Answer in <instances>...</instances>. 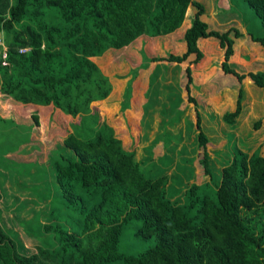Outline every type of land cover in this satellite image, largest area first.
<instances>
[{"label":"trees","instance_id":"16d2710c","mask_svg":"<svg viewBox=\"0 0 264 264\" xmlns=\"http://www.w3.org/2000/svg\"><path fill=\"white\" fill-rule=\"evenodd\" d=\"M244 1L262 27L260 33L247 32L264 46V0ZM190 4L195 14L184 33L186 49L152 57L142 50V62L132 69L121 110L130 108L137 71L150 61L186 62L184 88L194 102L191 64L203 56L201 37L217 39L223 52L221 70L239 82L250 77L262 90L264 101V71L244 74L230 64L236 39L243 33L237 27H209L202 20L199 2L0 0V36L5 47L2 58L0 46V96L16 104L53 105L72 117L78 115L62 143L49 150L47 162L56 192L46 216L49 221L41 223L35 215L23 222L26 231L33 227L30 235L42 237V244L36 252L23 253L18 234L6 232L0 224V264H264L263 149L249 152L233 145L231 160L215 180L210 138L197 112V157L210 180L189 185L178 202L167 196V175L146 176L134 151L126 150L112 127L100 120L97 109L89 106L111 91L109 79L89 57L121 49L140 35L173 32ZM23 48L28 49L20 51ZM119 88L116 85V92ZM243 95L241 84L235 110L222 115L233 128L242 113ZM181 113L177 110L175 116ZM0 120L3 154L29 139L31 126ZM33 120L39 124L37 115ZM259 123L255 121L254 128ZM6 161H0L4 169L9 167ZM134 224L133 239L123 249V231ZM141 240L153 243L133 251Z\"/></svg>","mask_w":264,"mask_h":264},{"label":"rangeland","instance_id":"374dc122","mask_svg":"<svg viewBox=\"0 0 264 264\" xmlns=\"http://www.w3.org/2000/svg\"><path fill=\"white\" fill-rule=\"evenodd\" d=\"M197 1L204 7L201 17L209 27L221 30L228 28L216 24L214 17L217 20L237 18L241 22V26L244 27L245 33L236 22L232 23L233 27L239 28L244 34L242 37H238L234 44V53L232 60L230 59L231 67L244 74L264 71V46L252 41L247 32L251 30L260 33L262 31L261 23L245 1ZM191 10H194V7ZM188 13L192 19V11ZM160 41L161 39L158 40V38H146L142 42L146 51L142 49V46H136L134 41L127 49L117 50L102 59H92L90 56L89 58L109 79L111 91L106 99L92 101L89 106L97 109L100 120H103L104 117V121L107 120L109 124L113 125L112 129L121 139L123 147L126 150L134 151L135 159L140 162L146 176L167 175V196L179 202L182 192L189 185L194 183L198 185L210 180L203 174L198 161L199 157H197V135L200 131L197 126V114L199 113L200 116L199 124L202 130L210 138L208 152L211 170L215 180H218L222 176L221 170L231 160L233 145L244 150L248 149L249 152L260 147L264 152V101L262 90L252 83L250 77L246 76L239 82L235 76L225 74L221 70L220 62L223 59V52L219 45L210 48L207 46L208 44L204 43V40L202 42L199 40L200 47L201 49L203 47L206 54L198 62L191 64L193 83L190 96L195 101L188 100L184 88L186 77L184 78L183 65H186V62L150 61L147 68L138 69L137 77L133 81L131 106L125 116L121 118L119 115V112L122 111L121 107V111L118 112L117 109L112 108L111 103L119 102L120 106L122 105L124 90L131 78L132 69L142 62L141 51L144 50L149 57L166 56L168 52H177L175 48H169ZM208 49H212V52H208ZM182 52L180 51V53ZM239 56L245 60H241ZM204 72L209 76L207 77ZM195 81L200 84L195 86ZM241 84L244 91L242 113L236 118L233 128L225 123L222 115L226 111L235 110ZM116 85L120 87L117 92ZM4 102L3 97L0 96V117L11 119L7 116L15 113L10 111L12 109L5 106ZM177 110H182V113L175 116ZM18 118L20 119V117ZM18 118L17 120H19ZM11 120L13 121V119ZM257 120H260L259 126L254 128L253 124ZM29 121L32 123L34 120L30 119ZM38 125L36 128L34 127L35 133L47 135V137L55 134V131H52L49 126L46 127L43 124L40 127ZM2 126L3 123L0 120V146H4L1 135V131L4 129ZM34 128L31 125V130ZM31 136L32 133L29 135V140ZM25 147H29L28 151L35 148L32 147L31 142ZM35 149L32 152L42 153L44 150H48L42 141ZM22 151L21 155L12 151L3 154L4 150L0 148V161L7 159L6 162L9 165L6 169L0 165L2 194L0 224L6 232H13V235L18 234L17 241L21 252L31 254L36 252L37 246L42 244V237L34 238L30 235L28 231L32 232L33 227H29L26 231L23 222L32 220L35 215L39 216L41 223L48 222L46 216L49 211V202L56 192L52 187L53 183H50L51 171L47 170L42 163L46 159L43 153L41 156L35 157L34 154L27 155L26 149H20V152ZM32 158L37 161L35 164L31 160ZM22 168L23 170H21ZM35 169L38 170L35 171ZM37 181H40L39 185L36 183ZM33 182L34 184H32ZM30 223H27L28 226ZM135 224L128 225L124 229L120 239L121 248L129 247L133 239L132 232L135 229ZM152 243V240L138 241L133 247V251L144 250Z\"/></svg>","mask_w":264,"mask_h":264},{"label":"crops","instance_id":"0c3cea01","mask_svg":"<svg viewBox=\"0 0 264 264\" xmlns=\"http://www.w3.org/2000/svg\"><path fill=\"white\" fill-rule=\"evenodd\" d=\"M192 1H195V0H192ZM196 2H198V1L196 0ZM192 7H194L193 4H190L187 7V10H186V13H185V18H184L181 26L178 27L173 32L168 33V34H164V35L154 36V37H150V36H147V35H140L139 37L134 39L129 45H127V46H125V47H123L121 49H127L128 46L132 45L134 43V41H135L136 42V44H135L136 46L137 45L140 46V47L142 46V49H144L146 51V48H144V46L142 45V42L146 38H158V40L161 39L160 42H163L164 45H167L169 48H175L177 50L176 53H180V51L181 52L184 51L186 49V41L183 38L184 37V33H185L186 29L191 25V21H192V19L190 18L188 12L192 11L193 16L195 14V7H194V10H191ZM203 9H204V7H203ZM216 16H218V15H216ZM214 19H215V23L216 24L223 25L224 27H229V28L233 27L232 23H234V22H236V24L238 26H241V22L238 21L237 18H231V19H228V20H224V19L217 20L214 17ZM241 28L243 29V31L245 33L244 27L241 26ZM182 38H183V40H182ZM203 40H204V43L208 44L207 46H209L210 48L211 47L214 48V47H216V45H218L217 39H208L206 37H201L200 41L202 42ZM199 46H200V44H199ZM121 49H115V48L108 49L100 56H92V59H94V58L102 59L103 57H105L107 55H110L112 52H117V50H121ZM201 50L203 51V47H202ZM207 51L208 52L209 51L212 52V49H208ZM205 54H206L205 51H203V56L202 57H205ZM239 58H241V60L244 59L241 56H239ZM235 61L237 62L236 59H235ZM204 74L207 75V77L209 76L205 72H204ZM193 75H194V72H193ZM202 76L205 77L204 75H202ZM194 83H195V86L200 84V83H198L196 81ZM113 87H115V86H113ZM106 98L107 97H105L104 99H106ZM3 99L5 101L4 105L10 107V109H12L10 111L15 113V114H11L10 116H7V117H10L11 119H13V121H15L17 124H24L26 126H31L32 125L33 128L34 127L36 128L37 125H35L34 121H32V123H31V121H29V120L33 119L34 115H37L38 116V122H39L38 126L42 127L43 124H44L46 127L49 126L50 128H52V131H55V134H52L50 137H47V135H43V134H40V133H35L34 132V131H36L35 128H34V130H30V134L32 133V136H31L30 140L28 139L29 142L21 143L18 146V148H16L15 150L12 151V152H17V154H19V155L23 154V151L20 152V149H23V150L26 149L27 151L29 150V147L26 148L25 146L28 145L30 142L32 143V147H35L37 149V147L39 146V144H41V141H42L44 143V145H46V147L48 148V150H44V152H42L44 157H46V159H47L48 155H49V150H51L56 145L62 143L63 139L66 137L68 132L71 131V125L70 124L72 122H76L77 121V118L76 119L73 118L70 114L64 113L60 108H58L56 106H53V105H48V106H38V105H33V104L23 105V104L12 103L9 99H6V98H3ZM111 104H112V108L117 109L118 112L121 111L120 110L121 106H120L119 102H115V104H113V103H111ZM13 110H15V111H13ZM128 110H129V108L127 110H125L124 112H122V111L119 112V115L121 116V118L125 116V113ZM77 116L78 115H76V117ZM18 117H20V119ZM17 118L19 120H17ZM74 119H75V121H72ZM104 119L105 118L103 117V120ZM105 122L109 126L113 127V125L109 124L107 120H105ZM113 132H115V134H116V131H113ZM34 142H37V143H34ZM17 150H19V151H17ZM32 151H28L27 155L30 156V155L34 154L35 157L42 155L41 152L40 153H36V152H32ZM46 159L42 163H43V165H45L47 170H50L49 169V165L50 164L47 162ZM31 160L34 161V164L37 162L34 158H32ZM31 169H29V170H31ZM36 170H38V169H35V171ZM36 183H38V185H39L40 181L39 182L37 181ZM50 183L52 184V177L50 178ZM32 184H34V182ZM49 205H50V202H49Z\"/></svg>","mask_w":264,"mask_h":264},{"label":"built area","instance_id":"2783aa9c","mask_svg":"<svg viewBox=\"0 0 264 264\" xmlns=\"http://www.w3.org/2000/svg\"><path fill=\"white\" fill-rule=\"evenodd\" d=\"M0 46L2 47L1 57L4 58L5 57V47L3 46V43H2V40H1V36H0ZM27 49L28 48H23V49H20V51H25ZM1 63L5 64L4 61H2Z\"/></svg>","mask_w":264,"mask_h":264}]
</instances>
